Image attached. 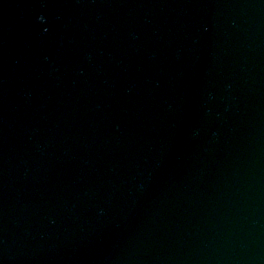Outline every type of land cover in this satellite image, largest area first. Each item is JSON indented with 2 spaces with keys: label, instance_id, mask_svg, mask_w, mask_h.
I'll return each instance as SVG.
<instances>
[{
  "label": "water",
  "instance_id": "water-1",
  "mask_svg": "<svg viewBox=\"0 0 264 264\" xmlns=\"http://www.w3.org/2000/svg\"><path fill=\"white\" fill-rule=\"evenodd\" d=\"M0 264H264V0H0Z\"/></svg>",
  "mask_w": 264,
  "mask_h": 264
}]
</instances>
